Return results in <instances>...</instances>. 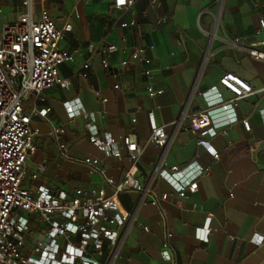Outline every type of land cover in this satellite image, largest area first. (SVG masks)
<instances>
[{"label": "crops", "instance_id": "obj_1", "mask_svg": "<svg viewBox=\"0 0 264 264\" xmlns=\"http://www.w3.org/2000/svg\"><path fill=\"white\" fill-rule=\"evenodd\" d=\"M112 3L113 0L44 2L58 26L72 23L73 29L64 36L61 47L75 57L59 68L65 82L25 101L27 113L33 108L48 109L45 116H32V126L37 131L36 150L27 160L29 171L33 172L40 162L45 163V169L36 180L28 179L25 184H44L71 196L78 187L103 186L101 176L89 173L78 159L98 157L117 180L132 167L121 142L109 153L100 151L89 140L80 145L73 143L78 136L88 137L90 127L89 120L80 114L69 117L68 102H73L75 109L94 114L101 136L108 132L121 140L133 132L141 144L151 132L153 116L161 125L186 113L207 111L213 124L224 129L211 140L219 158L214 159L197 146L196 133L184 130L190 127L188 119H182L178 128L167 126L173 138L166 152L159 146L146 147L133 168L142 182L149 180L164 152L168 166H187L196 160L209 166L210 172L199 179L198 191L188 199L178 198L173 188L164 183L171 191L170 200L164 202L165 222L160 210L139 193H123V207L136 211L138 220L149 231L132 222L122 224L115 263L172 264L160 255L167 225L173 232L176 264H264V243L258 246L250 240L255 233L264 235V148L254 147L257 140L264 139V90L240 99L229 111L212 103L216 96L211 91L217 85L224 99L232 97L219 85L220 77L227 72L240 76L254 89L264 88V59L254 58L248 51L256 42L264 50V31L260 30L264 0H136L127 10L115 8ZM5 8L9 14L2 13ZM22 9L19 0H0V29L10 13L14 20ZM133 20L135 25L121 26ZM104 38L118 46L108 55L109 68L102 65V54H98L90 61L88 75H77L89 57L87 45ZM140 46L151 58L152 79L148 81L142 74L143 64L130 62L124 68L121 87L114 88L117 80L110 70L129 60ZM148 83L163 92L150 97ZM232 116L238 118V125L231 123ZM243 119L250 122V130L244 127ZM52 125L66 127L61 138L69 143L66 156L61 155L51 135ZM246 146L253 148L245 152ZM210 212L214 215L211 230L207 231ZM105 244L108 251L114 247L109 241Z\"/></svg>", "mask_w": 264, "mask_h": 264}, {"label": "built area", "instance_id": "obj_2", "mask_svg": "<svg viewBox=\"0 0 264 264\" xmlns=\"http://www.w3.org/2000/svg\"><path fill=\"white\" fill-rule=\"evenodd\" d=\"M135 1L113 0L112 6L127 10ZM19 2L23 9L14 20L4 22L0 29V264H118L114 260L115 248L121 239L122 224L132 222L149 231V227L138 220L136 211L131 212L123 207L120 196L127 192L139 193L160 210L165 222L167 213L164 202L170 200L171 191L164 183L173 188L178 198L188 199L198 191L199 179L210 172L209 166H203L196 160L187 166L167 165L165 152L173 138L167 126L178 128L182 119H188L190 127L184 130L196 133L197 146L206 150L214 159L219 158V152L211 140L224 133V129L213 124L207 111L186 113L180 119L158 125L150 110L154 123L147 140L141 144L133 132L121 140L108 132L101 136L94 124V114L75 109L73 102H68L69 117L75 118L80 114L89 120L90 127L88 137L78 136L73 143L80 145L89 140L100 151L109 153L121 142L126 156L133 163L132 167L117 180L108 174L107 166L98 157L87 156L76 161L83 164L89 173L99 174L103 181L102 187H78L69 196L65 191L55 192L44 184L26 185V180H36L45 169V163L40 162L33 172L29 171L27 160L36 150L34 136L37 131L32 126V116H45L48 109L33 108L27 113L24 109L25 101L31 96L38 97L43 90L55 84L65 82L59 68L64 62L73 61L75 56L61 47L62 39L73 29L72 23L67 21L58 26L44 6L45 0ZM135 24L133 20L130 23L122 22L121 26ZM260 30L264 31V18H260ZM259 44L253 43L248 51L252 57L264 59V50L258 48ZM87 50L89 57L76 73L84 77L88 75L91 59L98 54H102V65L109 68L108 55L117 51L118 46L104 38L89 43ZM130 62L143 64L142 74L148 81L152 79L151 58L145 54V48L140 46L135 48L129 60H123L120 67L110 70V74L117 80L114 88L121 87L124 68ZM219 85L232 93V97L226 100L217 85L211 88L216 96L212 103L219 104L225 111L231 110L240 99L264 90L254 89L250 83L232 72L223 74ZM146 89L150 97L163 92L150 83ZM96 94L99 95V92L96 91ZM132 120L136 121L135 118ZM230 121L234 125L240 122L236 116H232ZM241 122L250 130L248 119ZM65 132L64 125L51 126V135L63 156L67 155L69 145L61 140ZM149 145L162 147L165 152L154 166L149 180L142 182L133 168ZM260 145L264 148V139L254 143V147ZM251 148L246 146L243 151ZM196 206L193 203V208ZM213 215L212 212L207 214V231L211 230ZM172 239L173 232L166 225L160 255L163 260L176 264L177 252ZM250 240L260 246L264 243V235L255 233ZM106 241L112 243V250L108 251Z\"/></svg>", "mask_w": 264, "mask_h": 264}, {"label": "rangeland", "instance_id": "obj_3", "mask_svg": "<svg viewBox=\"0 0 264 264\" xmlns=\"http://www.w3.org/2000/svg\"><path fill=\"white\" fill-rule=\"evenodd\" d=\"M4 2H6V0H4ZM16 2V1H15ZM6 5V4H5ZM1 7H3V6H1ZM6 7V6H5ZM7 8L8 9H11V6L9 7V5H7ZM3 12L2 13H4V14H7L8 13V10H6V8H5V10H2ZM9 14V13H8ZM11 20H13V15L10 13V16H8V18H7V20L6 21H11ZM25 216L27 215V214H24ZM33 218H35V215L33 216Z\"/></svg>", "mask_w": 264, "mask_h": 264}]
</instances>
